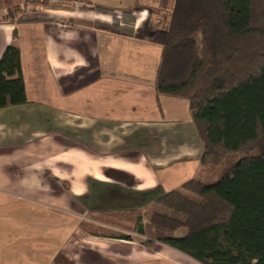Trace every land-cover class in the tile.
<instances>
[{
  "label": "crops",
  "instance_id": "1",
  "mask_svg": "<svg viewBox=\"0 0 264 264\" xmlns=\"http://www.w3.org/2000/svg\"><path fill=\"white\" fill-rule=\"evenodd\" d=\"M169 20L134 0H0V60L20 48L28 98L0 108V264H200L104 222L142 210L145 224L157 198L200 174L187 99L155 88Z\"/></svg>",
  "mask_w": 264,
  "mask_h": 264
},
{
  "label": "trees",
  "instance_id": "2",
  "mask_svg": "<svg viewBox=\"0 0 264 264\" xmlns=\"http://www.w3.org/2000/svg\"><path fill=\"white\" fill-rule=\"evenodd\" d=\"M134 3L170 11L155 88L189 101L203 145L200 175L157 198L161 210L145 224L142 210L110 212L104 222L138 225L147 243H164L200 264H264V0ZM27 102L21 51L10 45L0 60V108ZM180 228L187 233L173 236ZM81 229L131 240L87 221Z\"/></svg>",
  "mask_w": 264,
  "mask_h": 264
},
{
  "label": "rangeland",
  "instance_id": "3",
  "mask_svg": "<svg viewBox=\"0 0 264 264\" xmlns=\"http://www.w3.org/2000/svg\"><path fill=\"white\" fill-rule=\"evenodd\" d=\"M160 12V11H159ZM162 13V12H161ZM160 13V14H161ZM186 102L187 103H189L188 102V100H186ZM190 126H192V125H190ZM192 135H195L196 136V134H194L192 131H191V128H190V132H189V140L190 141H193V137H191ZM198 137V136H197ZM200 175V174H199ZM192 176H188V178H186V179H192L191 178ZM156 210H161L159 207H157L156 205L154 206H150L148 209H146L145 210V213H146V218L148 219L149 218V215H151L154 211H156ZM187 233V230L185 229V228H180V229H178L176 232H174L173 233V236H175V237H181V236H183V235H185ZM161 249H163L162 247H159V246H157V253H159V251H161ZM171 249V248H170ZM170 249H168L167 251H171L172 252V250H170ZM174 250V249H173ZM163 251H164V249H163ZM158 257V256H157ZM161 259L159 260V261H156V264H175V262H169L168 260H167V258L168 257H165V258H162V257H160ZM193 264V262L191 261V262H187V260L185 261V260H180V264Z\"/></svg>",
  "mask_w": 264,
  "mask_h": 264
}]
</instances>
